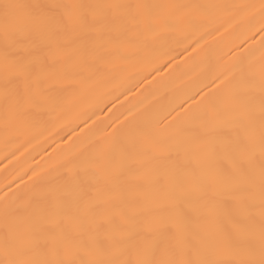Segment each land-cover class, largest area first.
Here are the masks:
<instances>
[{"label":"bare ground","instance_id":"1","mask_svg":"<svg viewBox=\"0 0 264 264\" xmlns=\"http://www.w3.org/2000/svg\"><path fill=\"white\" fill-rule=\"evenodd\" d=\"M262 27L264 0H0V264H261Z\"/></svg>","mask_w":264,"mask_h":264},{"label":"snow or ice","instance_id":"2","mask_svg":"<svg viewBox=\"0 0 264 264\" xmlns=\"http://www.w3.org/2000/svg\"><path fill=\"white\" fill-rule=\"evenodd\" d=\"M4 9L6 10V20H7V10L8 9H12V8H17L19 7L18 5H11V4H5ZM77 7L83 8V7H97V8H131L132 6L129 5H97V6H83V5H79ZM139 7V6H136ZM122 23L125 26L128 27H139L140 25V21L137 20L136 15L134 13H126L124 16L121 17ZM98 23V20L95 18V16L93 17L92 20H89L88 17L86 15H81L78 18V25H73L70 28V31H74L75 27H80V28H89L92 25ZM6 34H7V26H6ZM261 31L264 32V27L261 28ZM71 38H75V37H71ZM192 97H189V99H191ZM178 107H183V105H178ZM9 264H34V262L31 261H9ZM67 264H71V262H67ZM144 264H153V262L151 261H145ZM199 264H223V262L220 261H216V260H202L199 262ZM261 264H264V260L261 261Z\"/></svg>","mask_w":264,"mask_h":264}]
</instances>
